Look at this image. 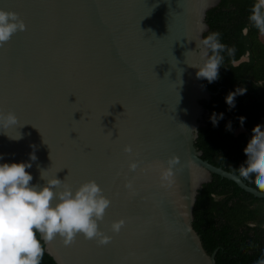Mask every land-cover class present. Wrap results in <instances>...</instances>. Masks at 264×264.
Returning a JSON list of instances; mask_svg holds the SVG:
<instances>
[{
	"label": "water",
	"instance_id": "1",
	"mask_svg": "<svg viewBox=\"0 0 264 264\" xmlns=\"http://www.w3.org/2000/svg\"><path fill=\"white\" fill-rule=\"evenodd\" d=\"M218 2L0 0L26 26L0 47V112L18 121L0 129V164L30 163L38 186L41 170L73 190L94 180L111 201L99 222L111 242L44 243L57 264H216L192 224L198 189L218 174L264 197L195 146L213 92L189 65L202 63L197 41ZM173 155L174 183L162 186Z\"/></svg>",
	"mask_w": 264,
	"mask_h": 264
},
{
	"label": "trees",
	"instance_id": "2",
	"mask_svg": "<svg viewBox=\"0 0 264 264\" xmlns=\"http://www.w3.org/2000/svg\"><path fill=\"white\" fill-rule=\"evenodd\" d=\"M255 3L219 0L206 12L208 29L203 34L220 33L226 50L221 53L218 79L204 81L213 94L204 104L208 114L198 128L195 146L203 159L236 174L247 159L244 149L252 129L260 125L264 130V43L249 19ZM227 48H234V54L229 56ZM237 89L245 91L234 97L230 108L225 98ZM221 113L223 118L214 126L211 118ZM240 117L245 118L243 125ZM244 181L255 187L253 177ZM192 224L207 253L216 249V264H256L264 258V197L254 196L231 179L213 174L211 181L201 185ZM41 264H57L45 248Z\"/></svg>",
	"mask_w": 264,
	"mask_h": 264
},
{
	"label": "clouds",
	"instance_id": "3",
	"mask_svg": "<svg viewBox=\"0 0 264 264\" xmlns=\"http://www.w3.org/2000/svg\"><path fill=\"white\" fill-rule=\"evenodd\" d=\"M249 19L264 33V0H257ZM25 30L26 26L17 13L0 9V47L17 31ZM197 48L200 49L202 63L189 66L198 69L197 78L211 83L218 79L224 59L221 53L226 50V45L220 42V33L212 32L197 41ZM234 52V48H227L229 56ZM244 91L237 89L226 96L225 102L230 108L234 107V97ZM222 118V113L218 117L214 114L211 118L213 125ZM239 120L243 125L245 118L240 117ZM17 122L13 112H0V129H7ZM228 128L230 130V125ZM9 138L19 139L20 136ZM123 150L128 154L133 153L130 145ZM244 153L247 159L238 169L239 176L244 180L253 177L255 188L264 193V130L260 125L252 129ZM31 159L35 160L36 157L32 156ZM179 163V157L173 155L165 162L166 166H161L162 186L174 183L173 169ZM31 167L30 163L0 164V264H41L44 255L41 240L49 243L60 238L65 247L74 244L78 236L94 240L98 245L111 242V237L99 227L111 201L103 195V190L94 180L83 182L73 190L65 180L56 176L45 179L46 170H41L40 178L46 182L38 186L31 183L33 177L26 171ZM138 167L136 160L128 163L130 172H135ZM125 188L131 190L132 182L127 181ZM124 224L123 219L114 221L110 230L118 234ZM256 264H264V258Z\"/></svg>",
	"mask_w": 264,
	"mask_h": 264
},
{
	"label": "flooded vegetation",
	"instance_id": "4",
	"mask_svg": "<svg viewBox=\"0 0 264 264\" xmlns=\"http://www.w3.org/2000/svg\"><path fill=\"white\" fill-rule=\"evenodd\" d=\"M206 31H207V30H206ZM206 31H204V33H205ZM204 33H203V34H204ZM259 35H260V39H261V41L264 43V33H261V32H260ZM246 57H247V54L243 57V59H245Z\"/></svg>",
	"mask_w": 264,
	"mask_h": 264
},
{
	"label": "bare ground",
	"instance_id": "5",
	"mask_svg": "<svg viewBox=\"0 0 264 264\" xmlns=\"http://www.w3.org/2000/svg\"><path fill=\"white\" fill-rule=\"evenodd\" d=\"M195 114H196V110H195Z\"/></svg>",
	"mask_w": 264,
	"mask_h": 264
}]
</instances>
